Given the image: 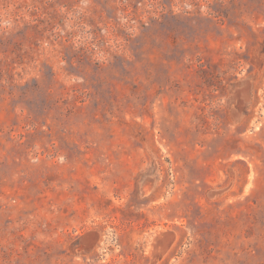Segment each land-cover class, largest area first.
<instances>
[{
	"label": "rangeland",
	"instance_id": "obj_1",
	"mask_svg": "<svg viewBox=\"0 0 264 264\" xmlns=\"http://www.w3.org/2000/svg\"><path fill=\"white\" fill-rule=\"evenodd\" d=\"M0 264H264V0H0Z\"/></svg>",
	"mask_w": 264,
	"mask_h": 264
}]
</instances>
